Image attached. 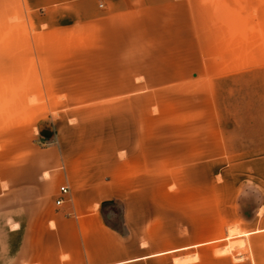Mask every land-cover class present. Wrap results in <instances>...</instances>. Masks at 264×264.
Here are the masks:
<instances>
[{
  "label": "crops",
  "instance_id": "crops-1",
  "mask_svg": "<svg viewBox=\"0 0 264 264\" xmlns=\"http://www.w3.org/2000/svg\"><path fill=\"white\" fill-rule=\"evenodd\" d=\"M246 1L264 0H0V264H129L166 255L172 251L169 244L181 240L170 238V227L179 222L170 223L167 211L186 187L196 195L204 188L215 196L211 178L223 168L222 161L225 169L245 163L259 168L264 154L229 153L232 138L224 143L226 155L211 149L221 145L222 130L238 128L222 126L213 101L187 111L200 115L208 107L204 128L199 122L154 124L153 99L169 97L163 94L172 85L168 68H182L184 61L154 62L146 55L126 70L119 43L126 19L143 18L150 25L154 19H184L186 3ZM170 31L163 27L161 33ZM144 33L151 35L153 28L146 26ZM255 48L261 63L264 36ZM145 49L153 50L152 44ZM57 50H96V69L90 73V60L77 59L84 78L77 79L72 70L56 71L57 59L43 58L42 52ZM224 50H234L229 38ZM235 50L247 52L249 45L241 39ZM247 62L243 53L235 62L210 60L217 69L204 88L209 99L212 81ZM194 79L201 81L198 74ZM257 95L254 113L242 116L239 124L241 130L256 131L246 138L260 140L254 152L264 151V90ZM92 99L112 100L111 128L102 124L96 139L64 117L86 109L80 106ZM123 100L129 105L122 107ZM163 112L160 106L157 115ZM157 130L161 133L154 134ZM186 130L193 132L191 140L178 133ZM201 131L208 132L207 138L202 140ZM202 146H209L206 158ZM62 185L69 187L63 196ZM61 196L64 201L57 204ZM110 202L122 204L123 231L106 218ZM261 208H253L256 214L249 220L243 217L244 225L256 220L263 231ZM216 225L215 215L193 224L191 241L212 236Z\"/></svg>",
  "mask_w": 264,
  "mask_h": 264
},
{
  "label": "rangeland",
  "instance_id": "rangeland-1",
  "mask_svg": "<svg viewBox=\"0 0 264 264\" xmlns=\"http://www.w3.org/2000/svg\"><path fill=\"white\" fill-rule=\"evenodd\" d=\"M121 26L122 31H125L120 35L119 40L122 49L121 61L127 66L126 70L134 60L139 62L148 56L154 62L176 59L184 61L185 66L182 68L173 70L172 67L168 68L170 70L168 79L172 85L163 94L169 97L153 99L154 124L180 123L187 127L199 122L198 124L204 128L209 118L208 107H205L200 115L190 114L187 111L200 106H209V103L213 101V104L217 105V118L222 122V126L227 124L229 127H235L234 125L238 124L236 125L238 128L231 132L222 130L219 133L221 145L211 149H216L218 156L226 155L224 143L228 140L227 138H232L234 144L228 147L229 153L251 150L252 154H264V151H253L254 144L260 140L246 139L249 134L256 135V131L239 128L242 116L247 118L252 115L250 113H254V101L257 96H260L257 93L260 94L264 90V61L260 63L257 60L260 52L255 48L258 39L264 36L262 35L264 1L186 3L184 19H154L153 24L150 25H146L143 18H138L136 21L126 19L121 22ZM146 26H150V30L153 28L151 35L144 33ZM163 27L173 32L162 34ZM228 38L234 50L226 52L224 46ZM241 39L249 45L247 52L235 50ZM80 41H82L81 37L78 38V42ZM146 44H152L153 50H146ZM160 46L174 49L162 50ZM242 53L245 56L248 55V64L246 63L243 68L233 66L232 71L227 73L230 76L212 81L215 88L213 98L210 100L204 88L209 86V76L217 67L209 61L229 58L235 62ZM96 54V50L88 52L57 50L42 52V57L56 58L57 66L52 67L54 70H72L74 71L72 74H75L77 79H81L84 75L78 60L89 59L90 73H92L96 69ZM72 59H76L77 63L74 61L70 63ZM64 60L68 61L63 63ZM64 65L67 66L64 67ZM45 69L48 70V67ZM178 69L182 71L176 73ZM197 74L201 81L194 79ZM60 101L62 100L58 99L57 103ZM70 101L75 104L80 100ZM128 105V100L121 102L122 107ZM160 106L164 112L157 115ZM80 107L86 109L64 117L70 116L73 124L81 126L83 134L86 132L89 138L93 136L96 139L102 124H105L106 128H111L109 126L113 122L112 100L92 99ZM57 116L58 114L54 113V117ZM155 133L161 132L157 130ZM169 133L176 134V131ZM178 133H182L183 137L188 139L193 134L190 130L178 131ZM200 133L202 140L207 138V131ZM201 150L202 158H206L209 154V146H202ZM222 162L223 168H218L216 175L211 178L212 185L216 188L215 196L209 195L208 190L204 188L201 194L196 195L191 192V188L186 187L185 194L178 197L175 206L170 203V211H167L168 220L170 223L179 222L178 226L170 227V238L174 235L181 239L169 244L168 249L172 251L163 256L129 264H264V230L259 231L263 226L260 224L255 226L256 220L248 227L243 223V217L249 220L252 215L255 216L256 212L252 213L253 208L259 206L261 208L264 205V176L262 175L264 162L259 168L245 163L244 166L235 164L237 167L233 169L232 165L225 169V163ZM253 170H259L261 174L253 173ZM173 188V186L169 187L170 190ZM213 200L216 204L215 214L212 210ZM177 205L179 207L175 209ZM231 209L233 217H230ZM105 213L111 224L124 230L122 204H109ZM156 213L160 214L161 211L158 210ZM213 215L217 225L213 227L212 236L191 241L193 239L192 225L197 222L203 223ZM259 216L262 217V225L264 224V207L259 211Z\"/></svg>",
  "mask_w": 264,
  "mask_h": 264
},
{
  "label": "built area",
  "instance_id": "built-area-1",
  "mask_svg": "<svg viewBox=\"0 0 264 264\" xmlns=\"http://www.w3.org/2000/svg\"><path fill=\"white\" fill-rule=\"evenodd\" d=\"M68 192H69V187L67 185H62L60 187V193L62 196L68 194ZM62 196L57 199V204L63 203L64 198Z\"/></svg>",
  "mask_w": 264,
  "mask_h": 264
},
{
  "label": "trees",
  "instance_id": "trees-1",
  "mask_svg": "<svg viewBox=\"0 0 264 264\" xmlns=\"http://www.w3.org/2000/svg\"><path fill=\"white\" fill-rule=\"evenodd\" d=\"M114 202H110V203H108V204H113ZM103 206V205H102Z\"/></svg>",
  "mask_w": 264,
  "mask_h": 264
}]
</instances>
